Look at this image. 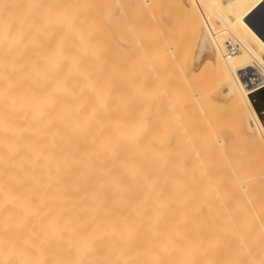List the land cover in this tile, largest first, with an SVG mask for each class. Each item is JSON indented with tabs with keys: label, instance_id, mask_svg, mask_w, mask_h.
Wrapping results in <instances>:
<instances>
[{
	"label": "bare ground",
	"instance_id": "6f19581e",
	"mask_svg": "<svg viewBox=\"0 0 264 264\" xmlns=\"http://www.w3.org/2000/svg\"><path fill=\"white\" fill-rule=\"evenodd\" d=\"M108 1L0 0V264H264V125L249 98L264 87V0H176L183 47L164 54L173 64L182 49L193 56L183 91L196 89L184 97L209 132L180 118L191 133L180 130L181 141L174 129L165 142L134 143L128 25L137 22L130 2ZM147 42L144 68L156 77L169 60ZM226 124L244 141L212 131Z\"/></svg>",
	"mask_w": 264,
	"mask_h": 264
},
{
	"label": "rangeland",
	"instance_id": "374dc122",
	"mask_svg": "<svg viewBox=\"0 0 264 264\" xmlns=\"http://www.w3.org/2000/svg\"><path fill=\"white\" fill-rule=\"evenodd\" d=\"M94 1L95 2H98V3H100V5H99V7L101 6V5H105V4H103V3H109V1L108 0H102V3H101V1L100 0H92V2L94 3ZM116 1V0H115ZM119 1H121V2H123V1H125L126 3L128 2H130L129 4H128V16H130V14L132 15V16H130V18H131V20H129L128 19V23L130 24V22L131 21H133L134 20V22L133 23H131V24H133V26H134V24H135V18H136V26L135 27H133L135 30H136V32H138V33H136V35L138 34V35H140V34H143V35H141V38L142 39H138V37H140V36H136V37H134V38H136V41H134V40H132V39H134V38H131V36L133 35V34H135V32L133 31V30H131L130 28H132L131 27V25H128V49H130V50H128V71L130 70V74H129V72H128V75H130L129 76V78H128V85L130 86H128V102H129V107H128V141H131V143H134L135 141L136 142H149V141H151V142H165V137H168V136H170V134H172V131L174 130V132H173V135L174 136H172V138L174 137V140H175V138L177 137L178 138V136H175L176 135V133L179 135V138L177 139L178 141H181V135L183 136H185L186 134H181V132L182 133H189V129H190V131H191V133H193V131L192 130H194L195 129V127H196V130H199L198 131V133L200 134V135H206V132H205V130H207L206 128H207V125H204V123L205 124H207L206 122H205V120H204V118L203 117H201L200 118V115H198V114H201V113H199L201 110H200V108L198 107V108H194V109H196V110H190V108H191V104L190 103H192V102H190L189 100L188 101H186L187 99H188V97H184V95L185 94H188L187 96H189V92H191L190 94H193V91L196 89V85L195 84H193V83H190L192 86H194V87H191L189 84H187V85H189L190 86V88H191V90H189V92H188V89H187V92L188 93H186V91H183V90H186V86H184V84L186 85V83H184V74L186 73H189V74H191L192 73V70H190V69H193L194 67H196L197 66V64H196V62L194 61V59H193V56H191V61L189 60V57H188V54H186L184 51H183V49H182V51L180 52V54L179 55H182L181 56V59H179V60H177L176 61V63H174L173 64V61H171V60H169V59H167L166 58V56H168L167 54H164L165 52L164 51H166V50H168V47H170V46H172L174 43V45L175 46H177V47H180V44H181V42H179L180 40L182 41V40H184V38L181 36V35H183L184 34V27H183V16H182V10H181V7H180V4L178 3V1L176 2V0H160V1H158V0H150V2H151V7L147 4V3H145L143 0H119ZM149 1V0H148ZM152 1H155V2H157L156 4L157 5H154V6H156V8H158V9H156L154 6H153V4H155L154 2L152 3ZM163 1V2H162ZM142 4H141V3ZM144 2V3H143ZM150 2H148L149 4H150ZM171 2H173V3H171V5H170V3ZM97 3V4H98ZM162 3H164V5H165V3H167V5H166V7H164V8H169V11L166 9H161V7H162ZM136 4V5H135ZM172 4H175V5H172ZM177 4V5H176ZM131 5V6H130ZM145 5H148V7H146ZM159 5V6H158ZM163 5V6H164ZM137 6V7H136ZM171 6H173V7H171ZM102 8H103V6H101ZM141 9H140V8ZM177 9H176V8ZM138 8V9H137ZM143 8V9H142ZM152 8V9H151ZM172 8V9H171ZM179 8V9H178ZM133 9H136V11L135 10H133ZM149 9V10H148ZM146 10V11H145ZM154 11V13H153V11ZM156 10H158V11H156ZM178 13H177V12ZM147 12H148V14H147ZM149 12H150V14H149ZM157 12V13H156ZM164 12V15L162 14V13ZM171 12V14H170V16H169V13ZM153 13V14H152ZM157 15H156V14ZM158 13H160V14H158ZM144 14V15H143ZM147 14V15H146ZM167 14H168V16H167ZM177 14V15H176ZM139 15H140V17H139ZM146 15V16H145ZM173 15V16H172ZM179 15V16H178ZM154 16H156L155 18H154ZM162 16L164 17V18H162ZM178 16V17H177ZM134 17V18H133ZM143 17V18H142ZM153 17V18H152ZM160 17V18H159ZM166 17H168V18H166ZM170 17H171V19H170ZM132 18H133V20H132ZM138 18H139V21H138ZM148 18V19H147ZM142 19V20H141ZM145 19V21H143ZM166 19H167V21H166ZM170 19V20H169ZM175 19V20H174ZM157 20V21H156ZM160 20H162L165 24H167V25H165L164 23H161V22H158V21H160ZM168 20H169V22H168ZM143 21V22H142ZM141 22V23H140ZM176 22H178V23H176ZM145 23V24H144ZM160 23V24H159ZM182 25H181V24ZM146 24H148L147 26H146ZM152 24V25H151ZM156 24V25H155ZM158 24V25H157ZM162 24H163V26L166 28V30L167 31H169L168 30V27H170L169 26V24H171V26L172 27H170V31L169 32H166L165 33V29H163L164 30V32L163 31H161L162 30V28H164L163 26H162ZM140 25V26H139ZM177 25V26H176ZM148 26H149V30H148ZM157 26H159V27H157ZM141 27H146L145 29L144 28H141ZM178 27V28H177ZM132 28V29H133ZM137 28V29H136ZM158 28H161V30H160V32H159V30H158ZM173 28V29H172ZM175 28L177 29V31H175ZM181 30H180V29ZM130 29V30H129ZM140 31H139V30ZM173 30V32H175V34L174 33H172V30ZM179 29V30H178ZM183 30V32H181ZM132 33H130V32ZM143 31V32H142ZM141 32V33H140ZM154 34H153V33ZM159 32V33H158ZM162 32V33H161ZM154 35V37L152 36V34ZM168 33V34H167ZM172 33V34H171ZM149 34V35H148ZM165 35V38L167 37V36H169L170 35V37H167V39L165 40L164 39V36L163 35ZM167 34V35H166ZM174 34V35H173ZM156 35V36H155ZM160 35H162V37L160 36ZM173 35V37L174 38H172L171 36ZM145 36V37H144ZM160 36V37H159ZM180 38H179V37ZM133 37V36H132ZM153 37V38H152ZM181 37H182V39H181ZM146 38H150V39H148V40H151L152 42H153V54H155L156 56H160V54H162L159 58L160 59H162V60H160V62H166V59H167V61L169 60V62H166V64H167V66H165L164 64H162V66H159V67H161V68H159L160 69V71H159V74L160 75H157L156 77H155V75L153 74V71H151V70H153V69H151V67H148V68H144V65H145V67H147V66H150V60H148L149 58H148V52H147V46H148V40H146ZM164 40H163V39ZM176 38V39H175ZM145 41H144V40ZM153 39H154V41H153ZM159 39V40H158ZM161 39H162V42H160L161 41ZM171 39H172V41H171ZM155 40H157V41H155ZM138 41L140 42V45H137V44H135V42H137L138 43ZM165 41H167L166 43L168 44V46H167V44L165 43ZM170 41H171V43H170ZM175 41V42H174ZM132 42L135 44V45H133L132 44ZM142 42V43H141ZM145 43V44H144ZM170 43V44H169ZM139 44V43H138ZM160 44H162V45H160ZM133 45V46H132ZM132 46V47H131ZM136 46H137V48H138V46H140L139 48L140 49H142V50H144V51H146V52H142V51H140L139 50V48L136 50ZM161 47V48H160ZM183 47V44H181V47L180 48H182ZM133 48H135V49H133ZM160 48V49H159ZM132 49V50H131ZM137 52H136V51ZM157 50V51H156ZM139 51V52H138ZM143 53V54H142ZM146 54V56H147V58H145L146 56H144ZM193 54H194V51H193ZM140 55H141V57H140ZM142 57H143V59H142ZM183 57V58H182ZM184 58H186L185 60H184ZM147 59V60H146ZM130 60V61H129ZM188 60V61H187ZM133 61H135V62H133ZM148 61H149V63H148ZM171 61V62H170ZM180 61H182V62H180ZM189 61H190V63H189ZM144 62H147L146 64L144 63ZM160 62L158 63L159 65H161L160 64ZM144 63V64H143ZM173 65H172V64ZM185 63V64H184ZM189 63V64H188ZM131 64H132V66H131ZM169 64V65H168ZM188 64V65H187ZM142 65H143V67H142ZM176 65H179V66H176ZM169 66V67H168ZM185 66V67H184ZM187 66H189V67H187ZM180 69H178V68ZM173 68H175V69H173ZM144 69H148V70H144ZM172 71H171V70ZM186 69V70H185ZM132 70V71H131ZM165 71V72H161V71ZM170 70V71H169ZM182 70V71H181ZM148 71H149V73H148ZM166 71H167V73H166ZM183 71H184V74H183ZM152 72V73H151ZM181 72H182V74H181ZM137 73V74H136ZM151 73V74H150ZM162 73V74H161ZM166 73V74H165ZM176 73H178V74H176ZM144 76H143V75ZM133 75V76H132ZM134 75H136V76H134ZM137 75H138V77H137ZM151 77H150V76ZM153 75H154V77H153ZM169 76V78H170V76H171V79H169L168 77L166 78V76ZM172 75H174V77L175 78H172ZM181 75V76H180ZM188 75V74H187ZM133 78H132V77ZM190 76V75H189ZM148 77H150L149 78V80L147 79ZM158 77V78H157ZM182 77L183 78V80H182V78H181V81H179V83L178 82H176L177 81V78H178V80L180 79V78ZM132 78V79H131ZM135 78V79H134ZM160 79H162L161 80V83H159L158 84V82H159V80ZM163 79H165V80H163ZM156 80V81H155ZM168 80V81H167ZM170 80H172L173 82H172V84H171V81ZM174 80H175V82H174ZM132 83H131V82ZM134 82V83H133ZM140 82V83H139ZM153 82H155V84L153 83ZM183 84H182V83ZM147 83V84H146ZM166 83V84H165ZM135 84H136V88H135ZM160 84H161V86H160ZM169 84H170V86H169ZM157 85V86H156ZM168 85V86H167ZM133 86V87H132ZM152 87V88H151ZM164 87H166V90H165V88ZM169 87V88H168ZM171 87V88H170ZM173 87V88H172ZM178 87V88H177ZM185 87V88H184ZM130 88V89H129ZM145 88V89H144ZM158 88V89H157ZM180 88H181V90H180ZM184 88V89H183ZM187 88H189V87H187ZM189 88V89H190ZM194 88V89H193ZM134 89V90H133ZM148 89H151V90H148ZM155 89H156V91H155ZM164 90V92H165V94H164V92L162 91V90ZM167 89L169 90V93H168V91H167ZM173 90V92H172V90ZM176 89H177V91H176ZM193 89V90H192ZM138 91V92H137ZM141 91V92H140ZM146 91V92H145ZM149 91V92H148ZM167 91V92H166ZM171 91V92H170ZM134 92V93H133ZM137 92V93H136ZM162 92V94L163 95H165V97L161 94L160 95V93ZM181 92H183V93H181ZM133 93V94H132ZM148 93V94H147ZM157 93V94H156ZM174 93H177V95L179 96H177V95H174ZM138 94V95H137ZM145 94V95H144ZM156 94V95H155ZM140 95V96H139ZM143 95V96H142ZM158 95L159 96H161L160 98L158 97ZM171 95V97L169 98V96ZM174 95V96H173ZM149 98H148V97ZM173 96V97H172ZM141 97H142V100H141ZM144 97V98H143ZM146 97V98H145ZM153 97H158V101L161 103L160 105H159V102H158V104L157 103H152L151 101V98H153ZM166 97L167 98H169V99H167L166 100ZM192 96H190L189 98H191ZM136 98V99H135ZM178 98V99H177ZM181 98V99H180ZM250 98H251V100H252V103H253V105H254V107L255 108H257V112H258V114H259V116H260V118H261V120H262V122H263V124H264V88L263 89H261V90H259V91H256L255 93H253V94H251L250 95ZM132 99H135V100H132ZM162 99H163V101H162ZM131 100H132V102H131ZM148 100V101H147ZM151 100V101H150ZM180 100V101H179ZM182 100V101H181ZM137 101V102H136ZM165 101V102H164ZM173 101V103H171V102ZM151 102V103H150ZM180 102H182V103H180ZM188 103L189 102V104H187V106H188V109H187V106H183L185 103ZM131 103V104H130ZM163 103H164V105H163ZM176 103H178V105L176 104ZM141 104V105H140ZM144 104V105H143ZM182 104V105H181ZM193 104V103H192ZM173 106V109H175V110H177L176 108H178V114H176L177 113V111H176V113L174 112V110H172V106ZM134 106V107H133ZM158 106H160L161 108H162V110L160 109V107H158ZM162 106H164V107H162ZM168 106H169V108H170V110L169 109H167L168 108ZM175 106V107H174ZM181 106H182V110H181ZM192 106H195V107H197L196 106V104L195 105H192ZM157 107H158V111H155V108L157 109ZM167 107V108H166ZM141 108V109H140ZM144 108V109H143ZM152 108H153V110H152ZM185 108L187 109V110H185ZM139 109V110H138ZM159 109H160V111H159ZM166 111H165V110ZM180 109V110H179ZM169 110V111H168ZM172 110V111H171ZM199 110V111H198ZM131 111V112H130ZM168 111V112H167ZM182 112V115H179L180 114V112ZM187 111V112H186ZM189 111V112H188ZM193 111H195L194 113H197L196 111H198V114L197 115H195L194 113H193V115H195L196 116V118H198L197 116H199V118L197 119V122L200 120V123L199 124H202V120H203V125H198V123H196V122H194V121H196L194 118H192V119H190V120H188V118H190V116L192 115V112ZM138 112V113H137ZM154 112H156V113H154ZM164 112H166V113H164ZM170 112V113H169ZM186 112V114H184ZM151 115H150V114ZM154 113V114H153ZM168 114V115H167ZM184 114V115H183ZM155 115V116H154ZM167 116V117H165V116ZM179 115V116H178ZM188 115V116H187ZM193 115H192V117H193ZM153 116H154V118H156V120H154V118H153ZM170 116V117H169ZM201 116H202V114H201ZM174 117V118H173ZM132 118H133V120H132ZM135 118V119H134ZM139 118V119H138ZM175 118H176V120H175ZM177 118H178V122H177ZM180 118L181 119H183V120H185V121H187V122H189L190 121V124H192L191 126H189V127H191V128H189L187 125H186V123H185V121L183 122V120H180ZM150 119H153V121L152 120H150ZM166 119V120H165ZM169 119V120H168ZM173 119H174V121H173ZM137 120V121H136ZM138 120H139V122H138ZM145 120H147V121H145ZM151 121H152V124H151ZM179 121H182L183 122V125L186 127V128H189L188 129V132H187V129H185V132L184 131H182V130H184V129H182V128H185L183 125H182V123H180ZM191 121H193L192 123H191ZM132 122V123H131ZM176 122H177V124L178 123H180L179 125H176ZM141 125H140V124ZM157 123H159V126H158V124ZM165 123V124H164ZM194 123H196V125H198V126H194L193 127V125H194ZM135 124V125H134ZM149 124V125H148ZM150 124H151V127H150ZM154 124V125H153ZM155 124H157V126H155ZM160 124H162V128H161V126H160ZM190 124H188V125H190ZM228 124H232V123H228ZM228 124H226L225 126H224V129L222 128H218V129H214V130H212V131H216L217 132V130L218 131H220V132H222L221 134H224V136H225V138H226V133L227 134H231L229 137H231V138H229L228 136H227V141L228 140H231L230 142H234V144H240L241 142H243L244 141V138H243V135H244V133H243V130H242V128L240 127L239 128V131L240 132H238V133H241L240 135H238V136H242V139H243V141H241L239 138H237V140H236V137H234V136H236V134H234V133H236V131H238L237 129H238V127H236L237 129H236V131L235 132H233V130L231 129V131L229 132V129L230 128H228L229 126H228ZM165 125V126H164ZM175 125L177 126V129L179 130V131H177L176 130V127H175ZM181 125H182V128H180L181 127ZM234 125V124H233ZM233 125L232 126H230V127H232L233 129H235V127H233ZM134 126H135V128H134ZM144 126V127H143ZM179 126V127H178ZM204 126V132L205 133H201L203 130V127ZM236 126V125H235ZM133 127V128H132ZM140 127V128H139ZM146 127V128H145ZM228 129H227V128ZM143 129V131H142V129ZM149 128V129H148ZM169 128V129H168ZM198 128V129H197ZM201 128V129H200ZM153 129V130H152ZM192 129V130H191ZM220 129V130H219ZM148 130V131H147ZM151 130V131H150ZM164 130V131H163ZM169 130V131H168ZM180 130H181V132H180ZM194 131V132H196V134L198 135V133H197V131ZM201 130V131H200ZM225 130V131H224ZM241 130H242V132H241ZM158 133H157V132ZM171 131V132H170ZM208 131V130H207ZM141 132V133H140ZM147 132V133H146ZM150 132V133H149ZM155 132V133H154ZM166 132V133H165ZM179 132V133H178ZM209 132V131H208ZM214 132H213V134H214ZM132 135H131V134ZM154 133V134H153ZM160 133V134H159ZM161 133H163V134H161ZM175 133V134H174ZM191 133H189V134H191ZM138 134V135H137ZM143 134H144V136H143ZM150 136H149V135ZM156 134V135H155ZM169 134V135H168ZM196 134H192V135H196ZM212 133H210V135H211ZM217 134V133H216ZM215 134V135H216ZM221 137H223V135H221L220 133H218ZM232 134H233V136H232ZM147 135V136H146ZM155 135V136H154ZM158 135V136H157ZM135 136V137H134ZM138 136H140L139 138H138ZM212 137H213V135H211ZM216 136H218V135H216ZM237 136V137H238ZM132 137V138H131ZM142 137V138H141ZM150 137H152V139H150ZM160 137V138H159ZM219 137V136H218ZM245 137V136H244ZM138 139V141L136 140V139ZM146 138H148V139H146ZM153 138H155V140L153 139ZM158 138V139H157ZM162 138V139H161ZM233 138H234V140H233ZM144 139V140H143ZM146 139V140H145ZM213 139V138H212ZM238 139L240 140V141H238ZM158 140V141H157ZM162 140V141H161ZM177 140H175V141H177ZM173 141V140H172ZM229 142V141H228ZM130 143V142H129Z\"/></svg>",
	"mask_w": 264,
	"mask_h": 264
},
{
	"label": "built area",
	"instance_id": "2783aa9c",
	"mask_svg": "<svg viewBox=\"0 0 264 264\" xmlns=\"http://www.w3.org/2000/svg\"><path fill=\"white\" fill-rule=\"evenodd\" d=\"M238 49H237V46L234 44V43H232V42H228V52L230 53V54H233L234 52H236ZM229 54V55H230Z\"/></svg>",
	"mask_w": 264,
	"mask_h": 264
},
{
	"label": "crops",
	"instance_id": "0c3cea01",
	"mask_svg": "<svg viewBox=\"0 0 264 264\" xmlns=\"http://www.w3.org/2000/svg\"><path fill=\"white\" fill-rule=\"evenodd\" d=\"M264 87H262V88H260L259 90H261V89H263ZM259 90H257V91H259ZM256 91H254L253 93H255ZM253 93H251V94H253ZM250 94V95H251ZM257 112V111H256ZM257 114H258V112H257ZM258 116H259V114H258ZM261 119V118H260ZM262 121V120H261ZM263 123V122H262ZM264 125V124H263Z\"/></svg>",
	"mask_w": 264,
	"mask_h": 264
},
{
	"label": "trees",
	"instance_id": "16d2710c",
	"mask_svg": "<svg viewBox=\"0 0 264 264\" xmlns=\"http://www.w3.org/2000/svg\"><path fill=\"white\" fill-rule=\"evenodd\" d=\"M249 98H250V96H249ZM250 100H251V98H250ZM251 102H252V100H251ZM253 104V103H252ZM254 106V105H253ZM255 108V107H254ZM256 109V111H257V108H255ZM260 117V116H259Z\"/></svg>",
	"mask_w": 264,
	"mask_h": 264
},
{
	"label": "water",
	"instance_id": "95a60500",
	"mask_svg": "<svg viewBox=\"0 0 264 264\" xmlns=\"http://www.w3.org/2000/svg\"><path fill=\"white\" fill-rule=\"evenodd\" d=\"M258 33H260V32H258ZM262 37V36H261ZM263 38V37H262ZM264 39V38H263Z\"/></svg>",
	"mask_w": 264,
	"mask_h": 264
}]
</instances>
